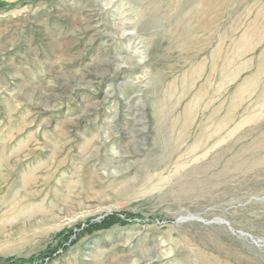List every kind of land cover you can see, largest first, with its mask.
I'll return each instance as SVG.
<instances>
[{
	"label": "rangeland",
	"instance_id": "obj_1",
	"mask_svg": "<svg viewBox=\"0 0 264 264\" xmlns=\"http://www.w3.org/2000/svg\"><path fill=\"white\" fill-rule=\"evenodd\" d=\"M0 264H264V0H0Z\"/></svg>",
	"mask_w": 264,
	"mask_h": 264
},
{
	"label": "water",
	"instance_id": "obj_2",
	"mask_svg": "<svg viewBox=\"0 0 264 264\" xmlns=\"http://www.w3.org/2000/svg\"><path fill=\"white\" fill-rule=\"evenodd\" d=\"M187 220H202L200 218H195V217H192V218H188V217H184V218H180L179 221H187Z\"/></svg>",
	"mask_w": 264,
	"mask_h": 264
}]
</instances>
